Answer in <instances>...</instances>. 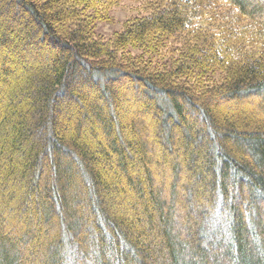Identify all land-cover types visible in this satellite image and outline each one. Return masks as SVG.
<instances>
[{
    "label": "trees",
    "instance_id": "16d2710c",
    "mask_svg": "<svg viewBox=\"0 0 264 264\" xmlns=\"http://www.w3.org/2000/svg\"><path fill=\"white\" fill-rule=\"evenodd\" d=\"M0 0V264H264V0Z\"/></svg>",
    "mask_w": 264,
    "mask_h": 264
},
{
    "label": "rangeland",
    "instance_id": "374dc122",
    "mask_svg": "<svg viewBox=\"0 0 264 264\" xmlns=\"http://www.w3.org/2000/svg\"><path fill=\"white\" fill-rule=\"evenodd\" d=\"M142 5V0H122L118 6L109 10V22L98 24L97 35L108 39L115 32L120 31L128 20L146 15Z\"/></svg>",
    "mask_w": 264,
    "mask_h": 264
}]
</instances>
